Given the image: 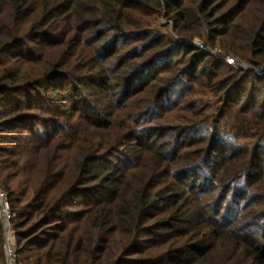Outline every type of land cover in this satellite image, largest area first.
Segmentation results:
<instances>
[{
  "label": "trees",
  "instance_id": "1",
  "mask_svg": "<svg viewBox=\"0 0 264 264\" xmlns=\"http://www.w3.org/2000/svg\"><path fill=\"white\" fill-rule=\"evenodd\" d=\"M0 191L19 264H264V0H0Z\"/></svg>",
  "mask_w": 264,
  "mask_h": 264
},
{
  "label": "built area",
  "instance_id": "2",
  "mask_svg": "<svg viewBox=\"0 0 264 264\" xmlns=\"http://www.w3.org/2000/svg\"><path fill=\"white\" fill-rule=\"evenodd\" d=\"M228 61L233 66L236 65L233 58L229 57ZM2 196H3L2 198H6L3 193H2ZM1 208L3 210L2 217H3L4 226H5L6 264H19L15 237L11 229V225H10L11 213L9 211L8 202Z\"/></svg>",
  "mask_w": 264,
  "mask_h": 264
},
{
  "label": "water",
  "instance_id": "3",
  "mask_svg": "<svg viewBox=\"0 0 264 264\" xmlns=\"http://www.w3.org/2000/svg\"><path fill=\"white\" fill-rule=\"evenodd\" d=\"M2 193L0 191V206L3 207L5 204H7V198H2ZM3 212V210H2Z\"/></svg>",
  "mask_w": 264,
  "mask_h": 264
},
{
  "label": "rangeland",
  "instance_id": "4",
  "mask_svg": "<svg viewBox=\"0 0 264 264\" xmlns=\"http://www.w3.org/2000/svg\"><path fill=\"white\" fill-rule=\"evenodd\" d=\"M161 22H162L163 24H166V23H167V21H166L165 19H161ZM172 30H173V28L170 27V30H169V31L172 32ZM198 43H200V42H198ZM241 65H243L244 67L248 68V66H247L245 63H241Z\"/></svg>",
  "mask_w": 264,
  "mask_h": 264
}]
</instances>
